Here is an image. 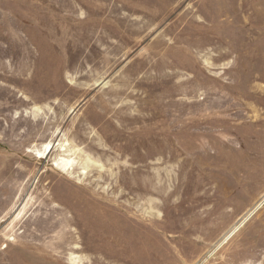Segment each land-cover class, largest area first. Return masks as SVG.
<instances>
[{"label":"rangeland","instance_id":"374dc122","mask_svg":"<svg viewBox=\"0 0 264 264\" xmlns=\"http://www.w3.org/2000/svg\"><path fill=\"white\" fill-rule=\"evenodd\" d=\"M0 264H264V0H0Z\"/></svg>","mask_w":264,"mask_h":264},{"label":"bare ground","instance_id":"6f19581e","mask_svg":"<svg viewBox=\"0 0 264 264\" xmlns=\"http://www.w3.org/2000/svg\"><path fill=\"white\" fill-rule=\"evenodd\" d=\"M46 148L49 149L50 148V145L47 144L46 145ZM72 163H73V160L61 158V160L60 161H57L55 163V165L60 166V167H63V168H66V167H69L70 165H72Z\"/></svg>","mask_w":264,"mask_h":264}]
</instances>
